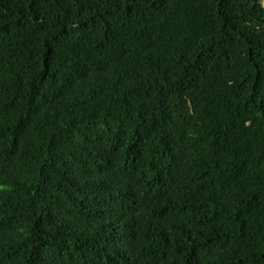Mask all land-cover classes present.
Segmentation results:
<instances>
[{"label": "trees", "instance_id": "16d2710c", "mask_svg": "<svg viewBox=\"0 0 264 264\" xmlns=\"http://www.w3.org/2000/svg\"><path fill=\"white\" fill-rule=\"evenodd\" d=\"M0 264H264V0H0Z\"/></svg>", "mask_w": 264, "mask_h": 264}]
</instances>
